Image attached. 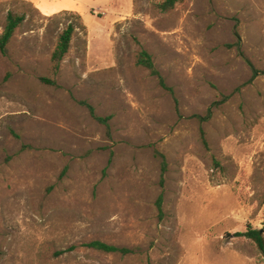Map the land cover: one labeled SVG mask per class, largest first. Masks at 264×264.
Returning <instances> with one entry per match:
<instances>
[{"label": "rangeland", "instance_id": "obj_1", "mask_svg": "<svg viewBox=\"0 0 264 264\" xmlns=\"http://www.w3.org/2000/svg\"><path fill=\"white\" fill-rule=\"evenodd\" d=\"M162 1L93 0L79 19L0 0V35L25 17L0 52V264H264L238 236L264 235V0ZM235 29L261 72L251 84ZM142 50L173 93L137 66Z\"/></svg>", "mask_w": 264, "mask_h": 264}, {"label": "trees", "instance_id": "obj_2", "mask_svg": "<svg viewBox=\"0 0 264 264\" xmlns=\"http://www.w3.org/2000/svg\"><path fill=\"white\" fill-rule=\"evenodd\" d=\"M186 1L187 0H163L158 5V8L160 9V11L166 13V12L173 11L174 9L177 8V6L184 4ZM61 14H63V15L64 14H70V15L77 16L79 19H81L80 14L76 13V12L63 11L60 13V15ZM24 20H25L24 16H15L13 14L8 15L7 24L4 28L3 33L0 35V52L2 54L7 55V48L10 45L17 29L24 22ZM76 30H77L76 26L73 23H70L62 31V33L60 34V36L58 38L56 48L54 49V51L51 55L52 73L54 76H58L60 73L61 64L70 52L71 43H72V40H73V37L75 35ZM235 37H236V42L232 45V47L236 49L239 57H241L244 60V62L251 69L252 76H251L249 82L247 83V84H251L259 76V74H261V72L255 68L253 63L244 54V52L242 50L241 36H240L237 29H235ZM136 60H137V66L139 68H143V69L148 70L150 72L151 76L158 78L159 84L163 89L173 93L172 89L167 86L164 78L160 75V73L156 69L153 58L147 51H145V50L140 51L137 54ZM42 81L51 85V86H57V83L55 80H48V79L43 78ZM226 100H227V98H225L223 101L215 102L207 110V112L204 116H196L195 118L198 119V121L201 124L206 123L207 121H209L212 118L213 109L221 106ZM81 104L89 110V113H90L92 118L97 120L99 123L105 125L107 127V129H109L110 117H106V118L98 117L95 113V109L91 105H89L87 103H81ZM201 134H202V138L204 140V143H206V141L204 139L205 138V132L203 129H201ZM156 156L161 159V181H160V183H161V187H163L165 175H166L167 170H168V165H167V161H166V158L164 155L157 152ZM156 205H157V209L159 210V213L162 214V211H163V193L158 197ZM238 236H243V237L249 239L250 241H252L256 245V247L258 248L260 253H262L264 255V235H263V232L261 230L254 229L253 227L248 226L246 233L239 234ZM85 247L88 249H93L99 253L108 254V255L127 256V255L134 253L133 249H130L127 247H117V246L110 245V244H107V243H104L101 241H93V242L85 245Z\"/></svg>", "mask_w": 264, "mask_h": 264}, {"label": "crops", "instance_id": "obj_3", "mask_svg": "<svg viewBox=\"0 0 264 264\" xmlns=\"http://www.w3.org/2000/svg\"><path fill=\"white\" fill-rule=\"evenodd\" d=\"M35 4L47 14H55L62 11L85 13L93 0H27Z\"/></svg>", "mask_w": 264, "mask_h": 264}]
</instances>
